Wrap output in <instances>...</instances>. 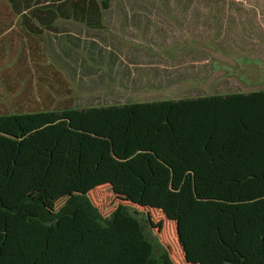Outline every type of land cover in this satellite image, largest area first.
Here are the masks:
<instances>
[{"label":"trees","instance_id":"1","mask_svg":"<svg viewBox=\"0 0 264 264\" xmlns=\"http://www.w3.org/2000/svg\"><path fill=\"white\" fill-rule=\"evenodd\" d=\"M8 3L24 18L33 5ZM41 5V26L56 60L53 81L63 84L57 91H64L68 70L96 90L84 78L99 69L75 55L83 49L100 65L108 53L102 15L129 17L128 8L113 7L111 0ZM59 18L64 22L56 24ZM72 18L93 29L85 31ZM48 102L0 113V183L67 201L55 213L41 200L26 198L8 211L0 201V264H176L147 258L146 243L156 246L148 221L115 227L117 213L104 217L90 197L103 186L174 222L188 264H264V90L137 103L98 95L87 104ZM34 203L40 213L25 218L21 209ZM79 212L86 218H75Z\"/></svg>","mask_w":264,"mask_h":264},{"label":"rangeland","instance_id":"2","mask_svg":"<svg viewBox=\"0 0 264 264\" xmlns=\"http://www.w3.org/2000/svg\"><path fill=\"white\" fill-rule=\"evenodd\" d=\"M42 1L32 0V9L24 18L14 15L8 0H0V113L37 110L42 102L48 104L50 100L52 106L70 99L87 104L93 96H103L111 91L124 92L118 84L108 83L93 90L92 85L75 80L69 70L68 74L63 73L64 91H57L63 84L53 81L56 60L46 42L47 29L41 26L46 13L41 12L44 9L41 8ZM111 6L152 9L155 29L162 30L163 37L157 47L148 51L157 54L167 64L180 57L185 58L187 64L197 66L190 71L192 77L197 73L204 78L202 81L195 78L190 83H204L200 86L202 90L213 94L214 88L223 81L247 92L264 90V0H111ZM63 9L66 13L70 10L69 7ZM117 16L113 14L108 20L102 15L101 31L123 42L125 47L145 46L143 41L130 43L126 40L125 28ZM94 21L92 18L88 22L93 24ZM60 22H64L63 19L56 20V24ZM70 22L77 25L87 23L78 22L76 18ZM82 26L85 31L91 28ZM32 37L36 38L37 44ZM75 57H79L86 67H92L93 63L83 49H79ZM56 70L63 72L60 65H56ZM185 96L182 92L167 93L149 87L138 93H126L124 98L137 103ZM90 197L104 217L111 218L117 213L115 227L139 228L145 221L149 222L148 232L156 240V246L146 243L147 258L162 260L168 257L176 264H188L178 242L175 223L160 210L134 205L116 195L110 186L97 188ZM26 198L41 200L53 213L67 201V197L46 199L8 182L0 183V201L5 210L16 208ZM41 209L40 204H27L21 213L28 218L37 216ZM75 218L85 219L86 216L79 212Z\"/></svg>","mask_w":264,"mask_h":264},{"label":"crops","instance_id":"3","mask_svg":"<svg viewBox=\"0 0 264 264\" xmlns=\"http://www.w3.org/2000/svg\"><path fill=\"white\" fill-rule=\"evenodd\" d=\"M126 11H128L129 17H124L123 13H115V15L119 16L117 18L125 28L126 40L130 43L143 41L145 46L138 47L133 45L132 47H125L123 42L117 41L111 35L102 32L104 38L107 39L105 48L108 53L103 57L100 65L91 61L93 63L92 67L99 69V71L92 76L85 77L84 80L95 84L97 88L98 86L100 87V84L108 83L112 85L118 84L124 90V92H121L122 95L112 91L103 96L98 95L103 101L124 103L130 100L127 97L124 98L126 93H138L149 87L155 91L165 90L167 93L182 92L186 94L185 97L252 92L240 90L232 83L223 81L214 88L213 94H210L200 88V86L205 85L204 83H190L195 78L198 79L197 81H202L204 78H200L201 76L197 73L192 77L190 71L197 69V66L187 64L185 58L180 57L173 58L167 64L157 54L153 55L148 51L150 48L157 47L163 37L162 30L158 32L155 29V20L152 17L155 14L152 9L128 8ZM133 15L135 17H132ZM126 20L129 21L128 26L125 25Z\"/></svg>","mask_w":264,"mask_h":264}]
</instances>
